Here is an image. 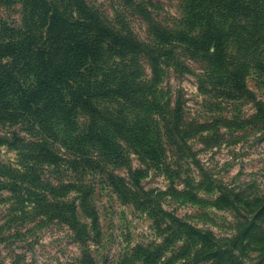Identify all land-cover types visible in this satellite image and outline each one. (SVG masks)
Instances as JSON below:
<instances>
[{
  "label": "rangeland",
  "instance_id": "1",
  "mask_svg": "<svg viewBox=\"0 0 264 264\" xmlns=\"http://www.w3.org/2000/svg\"><path fill=\"white\" fill-rule=\"evenodd\" d=\"M137 1H145L162 26L186 29L188 0ZM86 2L115 30L143 44L155 42L144 19L126 6L124 0ZM20 18L19 6L0 7V19L8 24L19 25ZM248 33L254 34L249 29L235 34L232 52L248 66L246 84L254 93L255 102L264 106V41L257 36L253 39ZM175 58L178 63L163 69L156 90L150 88L151 84L147 86L152 73L143 57L127 63L126 70L123 62L120 65L112 62L97 72L106 74L115 63L118 71L130 74L127 79L132 84L130 93L145 102L146 107L152 102L144 98L149 100L150 94H154L169 107L179 102L188 125L212 126L189 137L190 151L183 154L165 144L167 152L161 167L142 163L122 141L119 144L124 148L123 156L118 161L107 159L89 144L77 145L89 124L84 114L78 115L75 130L62 134L52 148L62 158L77 159L73 166L33 164L28 169L25 165L30 163L22 161L19 152L7 146L0 148L2 164L22 175L18 184L23 187L19 190L21 196L0 188V264H84L81 260L86 252L89 264H145L143 250L161 245L171 232L164 225L158 228L154 222L151 208L155 206L167 212L166 222L176 217L210 232L221 248L236 239L235 254L242 255L243 264H264V244L244 240L245 235L264 238V124L255 118L256 103L224 96L208 83L206 77L212 72L207 64L192 59L186 51L177 49ZM101 78L102 75L97 77ZM202 78L206 84L200 89ZM99 105L123 111L130 121L145 119L152 113H147L145 105L135 110L113 99H103ZM14 134L42 142L41 135L23 124L0 125V136L12 138ZM78 135L79 140L75 141ZM70 150H76V156ZM80 154L83 157H78ZM107 174L121 180L112 185ZM32 178L41 179L43 184L29 183ZM86 192H90L89 203L98 220L96 226L81 207L80 199ZM47 202L52 205L47 206ZM70 207L77 211L78 224L88 231L89 237L82 245L75 240L68 223ZM262 210L261 217H257ZM252 221L256 231L247 229ZM171 243L154 264L165 263L182 246L175 239Z\"/></svg>",
  "mask_w": 264,
  "mask_h": 264
},
{
  "label": "trees",
  "instance_id": "2",
  "mask_svg": "<svg viewBox=\"0 0 264 264\" xmlns=\"http://www.w3.org/2000/svg\"><path fill=\"white\" fill-rule=\"evenodd\" d=\"M124 2L144 19L154 43L143 44L115 30L86 0H0V7L19 6L21 13L20 24L16 26L0 19V125L23 124L42 136V142L28 141L16 134L12 138L0 136V148L7 146L19 152L22 161L30 163L25 165L28 169L33 164L59 167L63 163L72 166L78 163L77 159L62 158L52 148L59 143L62 134L75 130L80 114L88 116L89 124L80 140L79 135L74 140H79L77 145H91L107 159L118 161L122 158L124 148L120 141L142 163L156 167L162 165L167 152L165 144L180 154L190 151L188 138L212 126L188 125L179 102L169 107L150 94L151 98L144 100L152 104L146 107L145 102L136 99L134 93V96L130 93L132 84L127 81L130 74L125 70L127 63H135L141 57L151 69L152 79L147 86L151 84L152 90L160 84L163 69L178 63L176 51L182 49L192 59L207 64L212 72L206 75L208 83L220 89L224 96L256 101L246 84L248 66L241 56L232 52V42L235 34L246 29L254 33L248 36L264 41V0H188L186 29L180 30L162 26L145 1ZM243 35L235 42L238 43ZM112 62L119 65L123 62L125 70L118 71L114 63L106 74L97 73ZM99 75H102L100 80L97 79ZM200 84L203 89L206 84L203 78ZM103 99L122 101L135 110L145 105L147 113H152L145 119L130 121L123 111L102 108L99 103ZM255 103L258 112L255 118L264 124V106ZM70 152L76 156V150ZM107 175L112 185L121 180L113 174ZM21 176L2 164L0 156L1 189L21 196L19 190L23 187L18 184ZM28 182L43 184L39 178ZM89 197L90 192L82 195L81 207L96 226L98 220ZM51 205L47 202V206ZM157 207L151 208L154 222L158 228L164 225L165 230L171 232L161 245L143 250L145 264L158 262L173 239L182 242V246L163 264H177L178 261L180 264H243L242 255L235 254L236 239L221 248L210 232H203L176 217L166 222L167 212ZM70 208L68 223L75 240L82 245L89 237L88 231L78 224L76 209ZM262 213L263 210L257 217ZM247 229L256 231L255 222H250ZM244 237V240L248 238L264 244V238ZM81 262L91 263L88 252L83 254Z\"/></svg>",
  "mask_w": 264,
  "mask_h": 264
}]
</instances>
